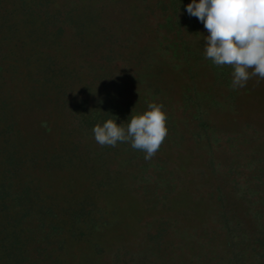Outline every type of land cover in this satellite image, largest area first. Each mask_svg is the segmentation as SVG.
Returning <instances> with one entry per match:
<instances>
[{"label":"rangeland","instance_id":"obj_1","mask_svg":"<svg viewBox=\"0 0 264 264\" xmlns=\"http://www.w3.org/2000/svg\"><path fill=\"white\" fill-rule=\"evenodd\" d=\"M25 2L0 0L1 8L13 6L0 17V148L6 149L7 140L8 145L19 141L21 155H35L25 158L13 183L19 178L38 184L43 202L55 210L88 197L93 215L88 225L78 226L85 231L82 236H69L77 229L66 227L61 242L51 239L50 252L31 263L102 264L113 253L111 264H229L222 208L229 223H235L241 211L254 208L258 184L264 181V80L253 77L245 87L233 88L232 68L205 59L203 36L208 33L187 14L182 1L173 14L166 9L168 0H139L146 28L137 25V33L136 23L124 18L126 32L117 33L120 41L108 54L114 58L106 63L84 54L78 59L73 27L61 49L51 38H36L34 30L26 37ZM99 3L107 6L110 0ZM34 46L60 56L69 68L82 63L71 78L85 89L82 96L89 106L96 95L117 109L130 103L135 114L147 111L149 103L163 105L168 134L155 156L145 160V153L128 142L99 145L92 130L74 129L79 116L70 112H60L51 121L63 135L54 129L41 143L38 122L48 105L40 99L56 94L37 85V71L45 64L33 55ZM14 105L26 115L20 119L21 135L7 136ZM74 142L80 143L79 151L52 158L57 147L70 149ZM44 162L52 165L45 168ZM263 191L259 188L257 195ZM156 232L159 237L147 248L145 235Z\"/></svg>","mask_w":264,"mask_h":264},{"label":"trees","instance_id":"obj_2","mask_svg":"<svg viewBox=\"0 0 264 264\" xmlns=\"http://www.w3.org/2000/svg\"><path fill=\"white\" fill-rule=\"evenodd\" d=\"M20 1L25 2V0ZM31 1V3L25 2L22 5L25 11L23 16L25 20L22 24L27 28L22 33L30 38L34 30L36 38L40 39L43 36L42 39L45 42H47V38H51V42L61 49L66 44L65 33L73 27L76 31H74V36L71 35V37L72 40H75L74 47H77V50L80 49L79 60H83L82 55L84 54L85 57H91L95 63L112 61L114 57L108 54L112 55L113 48L119 43L120 37H118V34L126 32L124 18L129 17L136 23L134 26L136 32L137 25H139L138 29L142 28L141 26L146 28V17L140 16L138 12L139 0H110L107 6L100 5L99 0ZM179 1L185 3V5L191 3V0H168L169 5L166 9L176 14L179 9ZM12 7L11 3H8L5 8L0 7V17L10 14L8 12L12 11H7V9L11 10ZM147 7L150 8L149 5ZM2 27H4L3 24ZM136 32L134 35H136ZM125 40L131 42L130 37H126ZM29 41L30 39H27L24 45ZM34 44H36V41ZM104 48L107 49L105 50L106 53L103 51ZM35 50L37 51H34L33 55L37 56L38 60L42 59L41 61L45 64L37 71L38 74L35 77L37 85L44 88L49 87L48 89L56 94L55 98H44L43 96L40 99L41 103H47L48 105L47 111L43 113V118L38 122L43 133L40 136L41 143L48 140L52 130L55 129L56 133L61 131L58 130L60 126L54 127L53 123L51 124V121L53 122L55 116L60 112H70L73 115H78L79 118L77 117L76 123L73 122V124L74 129L76 128L79 131L83 128L92 130L96 124L102 125L108 119L116 120L117 125L126 128L131 115H136L135 111H130V103H127L122 109H117L108 101L98 98L97 95L93 98V104L87 105V100L82 96L85 89H83V86L76 87L73 84L76 81L71 78L73 70H76L78 66L81 69L82 63L75 66V68H69L63 63L64 61L60 56L54 57L52 51L46 52V49L40 50L39 47ZM62 51L60 50L61 53ZM68 51L69 48L66 53ZM27 59L29 61L31 58ZM29 74L32 73L29 72ZM95 75L98 76L99 73L96 72ZM77 82H80L79 78ZM33 96H31V99H34ZM29 108H31V104ZM17 109L18 105H14L12 108V114L10 115L12 124L6 126L7 129L4 130L7 136L21 135L20 119L23 113H26V110L20 109L21 112ZM60 134L62 133L60 132ZM5 142L6 149L1 150L0 148V154L2 151L4 154V157L0 160V264H32L30 259L35 260L43 257L46 252H50L48 247L52 245L50 244L51 239L58 238V242H61L66 227L73 230V228H79L80 225H88L92 222V210L87 206L88 204L92 207V204L89 203L87 197L74 203V206L69 208L58 207L60 209L55 210L50 203L43 202L45 194L41 193V187L38 184L35 185L30 179L21 182L19 178L16 184L13 183V180L17 176L19 177V173L23 171L25 158L35 155L31 152L21 155L19 147H22L23 144H20L19 141H16V144L13 145H8L9 140ZM79 145L80 143L74 142L70 149L57 147L52 158L53 156L59 158L61 154L68 152L79 151ZM32 164L34 165V163ZM42 165L49 168L52 163L44 162ZM261 179H264V175ZM258 185L255 194L257 201L254 205L251 204L254 208L241 211L235 223H229V215L224 208L220 213L221 230L225 232L226 236L224 248L228 254L227 261L229 264H264V193L260 196L257 195L259 188L264 187V181ZM84 232L77 229L74 232L71 231L69 236H82ZM156 234L157 236L153 237L145 235L147 248L153 238L159 237L158 232ZM111 257H113V253H107L105 259L101 260L102 264H111L113 260Z\"/></svg>","mask_w":264,"mask_h":264},{"label":"clouds","instance_id":"obj_3","mask_svg":"<svg viewBox=\"0 0 264 264\" xmlns=\"http://www.w3.org/2000/svg\"><path fill=\"white\" fill-rule=\"evenodd\" d=\"M190 17L204 25L205 59L232 68L233 88H243L253 77L264 80V0H191ZM259 82V81H258ZM143 114L131 115L126 128L108 119L92 129L101 146L128 142L134 150L152 159L167 137V116L163 105L149 103Z\"/></svg>","mask_w":264,"mask_h":264}]
</instances>
